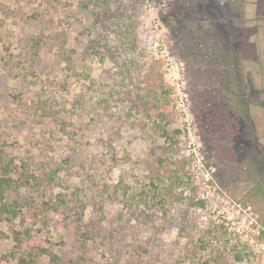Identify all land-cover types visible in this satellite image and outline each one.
<instances>
[{"label": "rangeland", "instance_id": "rangeland-1", "mask_svg": "<svg viewBox=\"0 0 264 264\" xmlns=\"http://www.w3.org/2000/svg\"><path fill=\"white\" fill-rule=\"evenodd\" d=\"M230 2L0 0V157L17 170L0 264L30 250L53 264L42 248L74 264H264V0ZM211 39L236 48L246 99L229 170L211 150L230 110L199 61Z\"/></svg>", "mask_w": 264, "mask_h": 264}, {"label": "trees", "instance_id": "trees-1", "mask_svg": "<svg viewBox=\"0 0 264 264\" xmlns=\"http://www.w3.org/2000/svg\"><path fill=\"white\" fill-rule=\"evenodd\" d=\"M236 1L239 2L240 6L243 3V0H231L232 7ZM190 2L183 3L182 12L184 9L188 10L186 5ZM190 6L194 9L192 3ZM236 8L238 7L235 6L234 9L236 10ZM212 39L210 42H207L208 40L205 42L199 54V61L209 67V74L218 80L220 84L218 90L220 102L230 108V110L218 109L216 111L215 119L213 120L216 137L211 144L212 155L221 159L224 170H229L237 167L231 151V144L232 138L238 132L239 117H243L246 114V99L241 89V76L238 72L239 58L236 48H229L222 40L218 45ZM208 72L209 70H207ZM0 164L3 171L0 175V201L2 202L4 192L16 183V181L12 180L11 175L14 172L17 173V170L14 169L11 172L13 163L11 161L4 162L1 157ZM41 253L47 254L53 264H74L73 262L62 261L60 256L45 248H42ZM16 264H36L31 250L17 258Z\"/></svg>", "mask_w": 264, "mask_h": 264}]
</instances>
